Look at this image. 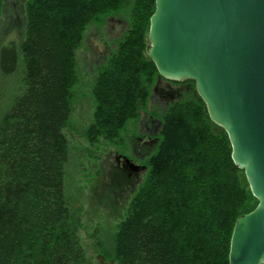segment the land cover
I'll use <instances>...</instances> for the list:
<instances>
[{
	"label": "trees",
	"instance_id": "obj_1",
	"mask_svg": "<svg viewBox=\"0 0 264 264\" xmlns=\"http://www.w3.org/2000/svg\"><path fill=\"white\" fill-rule=\"evenodd\" d=\"M6 0H0V21ZM156 0H26L24 37L1 52V71L22 68L0 121V264H93L67 185L64 129L79 83L77 50L92 25L123 15L127 27L94 78L90 143L121 140L154 93L166 100L148 171L116 226V264H230L237 220L251 213L245 171L212 122L194 81L160 77L147 49Z\"/></svg>",
	"mask_w": 264,
	"mask_h": 264
},
{
	"label": "water",
	"instance_id": "obj_2",
	"mask_svg": "<svg viewBox=\"0 0 264 264\" xmlns=\"http://www.w3.org/2000/svg\"><path fill=\"white\" fill-rule=\"evenodd\" d=\"M148 43L161 78L195 82L259 202L237 220L230 264H264V0H156Z\"/></svg>",
	"mask_w": 264,
	"mask_h": 264
},
{
	"label": "rangeland",
	"instance_id": "obj_3",
	"mask_svg": "<svg viewBox=\"0 0 264 264\" xmlns=\"http://www.w3.org/2000/svg\"><path fill=\"white\" fill-rule=\"evenodd\" d=\"M26 0H6L4 15L0 21V65L4 47L19 44L24 37ZM127 24L122 15L108 18L103 25H92L86 33L82 46L77 50V69L79 83L74 87L72 113L64 129L70 143V159L67 165L66 185L74 206L81 211L82 244L93 264H116L114 253V234L117 224L126 218L133 193L125 174L117 167L116 158L128 155L136 164H145L155 152H146L144 138L134 149L137 138L143 136L141 124L158 125L165 109L166 100L161 94L154 93L140 121H132L123 131L121 140L109 142L100 139L90 143L86 129L93 120L95 108L91 87L98 68L116 48V40L124 33ZM23 73L18 67L14 74L1 71L0 66V121L11 108L19 93ZM157 127V126H155ZM160 129H158L159 132ZM135 151L137 154H135ZM147 170L143 171V181ZM140 181V182H141Z\"/></svg>",
	"mask_w": 264,
	"mask_h": 264
},
{
	"label": "flooded vegetation",
	"instance_id": "obj_4",
	"mask_svg": "<svg viewBox=\"0 0 264 264\" xmlns=\"http://www.w3.org/2000/svg\"><path fill=\"white\" fill-rule=\"evenodd\" d=\"M140 130H144L143 136H139L137 138V141L134 145V149L136 150L137 144H139V141H142L144 138H147L148 140H145V145H150L151 147L147 148L146 152H151L152 150L156 149L158 145V125H151V124H141ZM157 126V127H155ZM139 153V151H137ZM135 151V154H137ZM116 164L117 167L120 168L125 174H127L128 182L131 186L130 190L132 192L142 183L140 174L147 170L148 168L145 164H136V160L132 157H129L128 155H119L116 158ZM141 181V182H140Z\"/></svg>",
	"mask_w": 264,
	"mask_h": 264
}]
</instances>
